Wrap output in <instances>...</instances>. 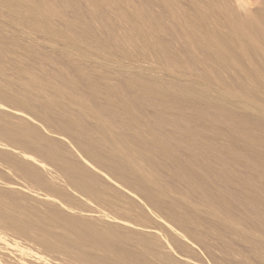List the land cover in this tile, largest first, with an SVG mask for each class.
Wrapping results in <instances>:
<instances>
[{"label": "rangeland", "instance_id": "rangeland-1", "mask_svg": "<svg viewBox=\"0 0 264 264\" xmlns=\"http://www.w3.org/2000/svg\"><path fill=\"white\" fill-rule=\"evenodd\" d=\"M0 122V194L14 189L10 199L23 201L21 209L22 201L11 208L0 199V226L17 222L13 233L29 215H44L39 197L59 187L61 211L103 210L113 227L118 219L136 235L150 233L175 264H264V0H0ZM23 124L36 135L21 141L39 149L51 141V155L13 143L25 134L10 131L23 134ZM37 134L44 142L33 140ZM12 156H34L42 162L37 173L50 176L22 177L8 169ZM59 159L88 171L87 192L66 184ZM2 202L28 217L6 213ZM31 218L33 231L51 225L50 234L61 236L59 222ZM64 232L67 244L58 243L68 248L75 237L84 251L73 247L94 255ZM17 235L11 244L21 238L35 247ZM40 247L33 254L47 255ZM57 250L47 257L75 262Z\"/></svg>", "mask_w": 264, "mask_h": 264}, {"label": "bare ground", "instance_id": "bare-ground-1", "mask_svg": "<svg viewBox=\"0 0 264 264\" xmlns=\"http://www.w3.org/2000/svg\"><path fill=\"white\" fill-rule=\"evenodd\" d=\"M4 115V114H3ZM2 117V116H1ZM4 118V117H3ZM6 118V117H5ZM8 121V120H7ZM11 122H12V120H10ZM4 122V121H3ZM19 122H21L22 123V121H19ZM1 123V122H0ZM23 123H24V121H23ZM2 125H3V123H1ZM0 124V125H1ZM25 124V123H24ZM24 124H23V127H21L22 129L24 128ZM27 124V123H26ZM6 125V124H5ZM9 125L10 124H8V128H9ZM13 125H15V124H13ZM11 126V125H10ZM5 127V126H4ZM3 127V128H4ZM6 127V128H7ZM15 128H16V126H14ZM12 129V131H10V129H9V131L10 132H12V134H15L16 132H14L15 130L17 131V137H19L20 135H24V137H22L21 136V138H14V137H16V136H12V138L14 139V141H13V143L15 144V140H16V143L18 144L17 146H20V144L23 142V143H28L29 142V140L31 139V138H29L30 136L31 137H34L36 134H34V133H32L34 136H32V135H30L31 133H29L28 131H31V130H29L28 128H26V130H27V132H25L24 130L25 129H20V130H22L24 133L22 134L21 133V131H19V130H17V128L16 129ZM19 128V127H18ZM0 129H2L1 128V126H0ZM30 129H32V128H30ZM7 130V129H6ZM34 129H32V131H33ZM2 131H4L3 129H2ZM18 131H19V133H21V134H19L18 133ZM31 131V132H32ZM14 132V133H13ZM34 132V131H33ZM0 133H1V131H0ZM5 133H7V131L6 132H4V134ZM26 133L27 134H29V137H27L26 136ZM19 134V135H18ZM0 135H2V134H0ZM6 135V134H5ZM9 135H11V133H8V136L7 137H11V136H9ZM25 136L27 137V138H29V140H28V142H25V141H21V139L23 138V139H25ZM42 136V135H41ZM41 136L38 138V134H37V136L35 137V139H39L40 140V142H44L43 140H41L40 138H41ZM0 137H2V136H0ZM6 137V136H5ZM43 137V136H42ZM45 138V137H44ZM2 139V138H1ZM8 139V138H7ZM17 139H18V141H17ZM19 139H20V141H19ZM35 139H33L34 141H38L39 142V140L37 139V140H35ZM47 139V138H46ZM3 140V139H2ZM10 140V144H11V141H12V139H9ZM8 140V141H9ZM25 140H27V139H25ZM45 140V139H44ZM5 141V140H4ZM7 141V142H8ZM31 141H32V139H31ZM2 142V141H1ZM21 142V143H20ZM37 142V143H38ZM46 142H48V141H46ZM45 142V143H46ZM5 143V142H4ZM30 143H32V144H30V147H29V145L28 144H26L27 145V147L29 148V150L30 149H32V148H34V147H36L35 145H34V147H32L31 148V146L33 145V143H35L36 144V142H30ZM2 144V143H1ZM6 144V143H5ZM40 144V143H39ZM4 145V144H3ZM22 145V148H23V144H21ZM48 147H46L45 146V144H44V146H43V148L45 147V149H43V148H40L39 149V147L40 146H38V148L36 147V150L38 149V150H41V149H43V151L45 150L47 153H50V151H47V150H49V148H50V145H51V141H50V144H49V142H48V144H46ZM2 146V145H1ZM10 146V145H9ZM15 146V145H14ZM16 146V147H17ZM55 148L57 149V145L55 144ZM41 147H42V145H41ZM14 148V147H13ZM20 149H21V147H19ZM18 147H17V149H19ZM4 149V148H3ZM8 149H10V148H8ZM15 149V148H14ZM25 149V148H24ZM27 149V148H26ZM35 149V148H34ZM34 149H33V152H31V150H30V154H35L34 152L36 151H34ZM56 149H53V151L55 150V152H56ZM7 150V149H6ZM37 150V151H38ZM1 151V150H0ZM9 151V150H8ZM7 151V152H8ZM13 151H17V150H13ZM22 151V150H21ZM36 151V152H37ZM42 150H41V152H43ZM44 151V152H45ZM5 153H6V151H4ZM3 152V153H4ZM10 152H12L11 150H10ZM17 152H20V151H17ZM17 152H12V153H10L11 155L12 154H14V157L16 156V153ZM27 153V151H25V150H23L22 151V153L25 155L26 153ZM44 152H43V154H44ZM4 153V155L3 156H5L6 154ZM22 153H21V155H22ZM38 153L41 155V153H40V151H38ZM46 153V154H47ZM60 153L61 152H59V155H60ZM0 154H2V151L0 152ZM10 154H9V156H10ZM18 154V153H17ZM28 154V153H27ZM38 154V155H39ZM37 155V157H39ZM49 155H51V153L49 154ZM53 155V154H52ZM61 155H64V154H61ZM3 156H1L2 158H4ZM27 156V155H26ZM28 156H29V154H28ZM42 156V155H41ZM48 156V155H47ZM46 155H45V157H47ZM13 156H12V158H14ZM17 157H25V156H20V155H18V156H16V158ZM30 157H34V156H30ZM29 157V159H31ZM44 157V158H45ZM50 158L49 159H51L52 158V156H49ZM60 157H63V156H60ZM6 158V157H5ZM16 158H14L16 161L14 162V160H12V161H10L11 163L13 162V164L11 165V167H8V169L10 168V169H12V167H15V168H17L18 170L16 171V172H18V171H22V172H24L25 174L22 176V177H26V175H29V176H31V177H37V176H39V175H41L40 176V178L41 177H43L44 178V176H42L43 174L44 175H46V174H49V173H46L45 174V171L43 170V171H39L40 173L42 172H44L43 174H38L37 173V171L40 169L39 167V164L40 163H42V162H39L38 161V159H37V161H36V159L34 160V159H31L32 161H33V163H34V161H36V163L38 162V164H33V163H31V161L27 158V159H25L24 161H22V159H24V158H20L21 159V161L20 160H18V159H16ZM26 158V157H25ZM35 158V157H34ZM40 158H42L43 159V157H40ZM42 159L40 160V161H42ZM46 159H48V157L46 158ZM45 159V161H47ZM58 159V158H57ZM29 162H28V161ZM44 160V159H43ZM52 160H54V159H52ZM63 160V159H62ZM2 161V160H1ZM27 161V162H26ZM44 161V162H45ZM51 161V160H50ZM58 161V163H54V164H57V165H61L62 166V175H64V176H67V178H68V180L69 181H66L67 180V178L65 177V181L67 182L66 184H68V182H70V184H72L73 185V188L75 187V188H78V190L79 191H85V189H86V191L85 192H87V189H88V187L87 186H89L88 184L91 182V177L89 176V174H88V171L87 172H85L83 169H85V168H83V169H81V168H78V167H74V166H72V165H69V164H64L65 163V160H63L64 161V163H63V161H61V159H59V160H57ZM44 162H43V164H44ZM52 162V161H51ZM71 162V161H70ZM6 162H4V164H5ZM48 163H50V162H48ZM52 163V164H53ZM71 164H73V163H71ZM9 165H10V163H9ZM35 167H34V166ZM37 165H38V167H37ZM53 166V165H52ZM60 166V167H61ZM6 167V166H5ZM38 169H37V168ZM43 166H41V168H42ZM45 167H46V165H45ZM55 167V166H54ZM79 167H80V165H79ZM8 169H7V171H8ZM9 169V170H10ZM14 169V168H13ZM12 169V170H13ZM42 169H44V167L42 168ZM41 169V170H42ZM47 169V167L45 168V170ZM50 169H51V167H50ZM57 169V168H56ZM3 169H1V171H2ZM16 170V169H15ZM59 170H60V168H59ZM47 171V170H46ZM50 171V170H49ZM4 172H6V170L4 171ZM14 171H12V173H13ZM55 172V171H54ZM59 172V171H58ZM57 172V173H58ZM8 173V172H7ZM11 173V174H12ZM15 173V172H14ZM13 173V174H14ZM57 173H55V174H57ZM0 174H1V172H0ZM6 174V173H5ZM18 175H19V173H17ZM22 174V173H21ZM38 174V175H37ZM54 174V173H53ZM1 175H3V174H1ZM14 176V175H13ZM48 176H50V174L48 175ZM47 176V177H48ZM53 176V175H52ZM58 176H60V175H58ZM63 176V177H64ZM31 177H30V179H31ZM63 177H61L62 179H61V181L63 180ZM20 178V177H19ZM18 178V179H19ZM50 178L51 177H49V180H50ZM53 178V177H52ZM51 178V179H52ZM54 178H56V177H54ZM53 178V179H54ZM1 179L2 180H4L5 181V179H3L2 177H1ZM52 179V180H53ZM57 179V178H56ZM58 179H60V178H58ZM14 180V179H13ZM23 180V179H22ZM43 181L44 179H40L39 181ZM51 180V181H52ZM92 180H93V178H92ZM10 181H12V180H10ZM34 181H35V178H34ZM42 181L40 182V183H42ZM48 181V180H47ZM46 180L44 181L45 183H47V187H48V185H50V184H48V182H47ZM59 181V180H58ZM61 181H60V183H61ZM64 181V180H63ZM13 182V181H12ZM21 182V181H20ZM29 182H30V180H29ZM37 182H38V179H37ZM43 182V183H44ZM50 182V181H49ZM7 183V182H6ZM11 183V182H10ZM22 183V182H21ZM21 183H19L20 184V186H21ZM23 183H25V181L23 180ZM33 183V182H32ZM44 183V184H45ZM50 183H57V182H50ZM60 183H59V186H60ZM62 183H64V182H62ZM61 183V184H62ZM93 183H94V181H93ZM5 184V183H4ZM14 184H15V180H14ZM27 184V183H26ZM6 185V184H5ZM7 185H8V183H7ZM17 185V184H16ZM29 185V184H28ZM37 185V184H36ZM40 185V184H39ZM38 185V186H39ZM56 185V184H55ZM63 185V184H62ZM12 186V185H11ZM11 186H10V188H11ZM19 186V185H18ZM16 187V186H13V188H15V189H17L16 191H18L19 193H20V191L18 190V189H20L19 187ZM22 186H23V184H22ZM31 186V185H30ZM37 186V187H38ZM44 186H46V184L44 185ZM51 186V185H50ZM27 187V186H26ZM55 187V186H54ZM54 187H52V188H54ZM57 187V186H56ZM65 187H67V185L65 186ZM69 187V186H68ZM67 187V188H68ZM2 188V187H1ZM4 188V187H3ZM5 188H9L8 186L7 187H5ZM13 188H11V189H13ZM23 188V187H22ZM21 188V189H22ZM41 188L42 189H44L43 188V185H41ZM20 189V190H21ZM32 189V188H31ZM33 189H35V187L33 188ZM42 189H40V191H42ZM49 189V188H48ZM69 189V188H68ZM0 190H2V189H0ZM26 190V189H25ZM37 190H38V188H37ZM45 190V189H44ZM47 190V189H46ZM51 190V189H50ZM60 189H59V187H58V191H59ZM63 190V189H62ZM61 190V191H62ZM72 190V189H71ZM76 191H77V189H75ZM74 190V191H75ZM13 191V192H12ZM12 191H8L7 189H6V193L5 194H0V199H4L5 198V200H10V204H6L7 202H2L1 204H3V205H7V206H9V207H11V206H13L15 203H13L14 201L16 202V201H18V202H21L22 201V198L21 199H19V197H18V199L17 200H15L14 198L16 197L17 198V196H14L15 194H14V189L12 190ZM15 191V192H16ZM54 191V190H53ZM58 191L57 190H55V196H53L54 195V193H52L51 195L53 196V197H57V199L56 200H54L55 198H51L52 196H50V191H48V193H49V196H48V194H41V196L42 197H39L40 198V200L42 199L43 201H44V203L42 202V200H41V205H39L40 207L44 204L45 206V208L42 206V208L43 209H45L46 211H45V214L43 215V213H44V210L43 211H41V212H43V213H38L37 215L39 216H35V215H32V213L29 211V213H31V215L32 216H34L35 218H40V222H39V224H41V225H43L44 223L45 224H47V222H49V224H50V222H53V221H57V223L58 224H61V225H59L60 227L62 226V228L63 229H65V230H63V229H61V231H62V233H61V236L63 235V232L65 233V234H67L66 233V231L67 232H69L68 234L70 235V233L72 234V235H70L69 236V238L70 237H73L74 236V234L75 235H77L78 236V238H82L81 240H83L84 242H85V244H88L90 247H91V249L93 248V251H94V255H92V253L91 254H89V253H87V252H83L84 251V249L82 248L83 247V244H81L82 245V247L78 244V240H76V239H74L73 240V238H75V237H73V238H70L71 239V241H73L72 242V244H70V243H68V248H69V246H70V249L68 250V252H64V251H66L64 248H67L66 246L67 245H62V243L61 242H59L58 243V241H61V240H65V239H67V238H65V237H63L62 236V238H61V236H57V235H55L54 233V235L55 236H53V235H51L50 234V232H49V229L50 228H52V227H50L51 225H49V228H48V231L46 230V228L45 227H42V226H40L41 228H44L45 229V231L44 230H41L40 228H38L39 230H36L37 229V226H36V229H34V230H36L37 231V233H34V232H36V231H33V228H32V225H33V223L31 224V223H28V221L30 222V218H31V216L29 215V220L28 219H24L26 222H27V224H25V225H23L24 223H26V222H24V220H22L23 222V224H19L18 225V231H20L22 234H25V235H27L28 237H30L29 239L30 240H34L35 242H33V244L34 243H36V245H40L41 247H42V249H46V250H49V251H46V250H44V251H46V253L48 252V254L47 255H50V251H52V250H57V245H59V244H61V245H59V247H60V249H61V251L63 250V252L65 253L62 257H67V256H69V255H72L71 256V259H72V261H78L77 262V264H151V263H149V258H152V260L154 261V264L156 263V264H175V261L171 258V256L169 255V252L168 253H164L162 250H164L166 247L164 246V248H163V245H159L158 244V247L156 246L155 248L153 247L154 246V244L157 242V240L156 241H153V239H151V238H153V237H151V235H150V233L149 234H145V235H136V234H134L132 231H130V229H125L124 227H123V225H121V224H119V222H124V221H119L118 219V223H117V220L116 221H114L115 220V218L114 217H116L115 215H114V217H113V221L115 222V226L116 227H113L114 226V224L113 223H111V219L110 220H108L107 218H106V216L107 215H105V214H99L101 211H103V210H100V212L97 214H94L95 212H97V211H93L92 213H86V212H82V213H80V212H78L77 213V211L79 210H77V207L76 208H74L75 206L73 205V204H71V206L74 208L73 209V211H75L76 210V212H73V211H68L67 210V208H64V209H66L65 211L66 212H63V210L61 211V208L59 209V207H60V205H58L57 203L59 202H56L57 200H60L61 199V194L63 193H58ZM65 191H66V189H65ZM64 191V192H65ZM89 191V190H88ZM3 192H5V191H3ZM18 192H16V194H18ZM24 191H22V193H23ZM39 192V191H38ZM47 192V191H46ZM78 192V191H77ZM36 193V192H35ZM42 193V192H41ZM67 193H68V191H67ZM71 193H72V191H71ZM26 194H28V192H26ZM57 194V195H56ZM58 194H60L59 196H61V197H59L58 196ZM66 194V193H65ZM73 194V193H72ZM71 194V195H72ZM80 194V193H79ZM78 194V195H79ZM83 194V193H82ZM22 195V194H21ZM20 195V196H21ZM24 195V194H23ZM32 195V194H31ZM70 195V194H69ZM68 195V196H69ZM81 195V194H80ZM14 197L13 198V200L12 199H10V197ZM27 196V195H26ZM34 196H37V195H34ZM75 196V195H74ZM94 196V195H93ZM23 197V196H22ZM27 197H29V199L31 200L32 198H30V194H28V196ZM58 197H59V199H58ZM66 197V196H65ZM73 197V196H72ZM72 197H70V198H72ZM81 197H84L83 195H81ZM81 197H79L78 199H80ZM6 198H9V199H6ZM69 198V197H68ZM68 198H67V200H68ZM74 198V197H73ZM75 198H76V196H75ZM3 199L1 200V201H3ZM25 199H27V198H25V196H24V201H26ZM63 199H66V198H64L63 197ZM33 201H34V199H32ZM36 200H37V198H36ZM40 200H37V202H39ZM72 200V199H71ZM75 200V199H74ZM0 201V202H1ZM12 201V202H11ZM82 201H83V199H82ZM85 201V200H84ZM29 202V201H28ZM62 202V201H61ZM65 202V201H64ZM68 202V201H67ZM11 203H12V205H11ZM22 203H23V201L21 202V204L19 203V205H21L20 206V208L22 207ZM30 203V202H29ZM63 203V202H62ZM66 203V202H65ZM69 203H73L72 201L70 202V200H69ZM83 203V202H82ZM17 202H16V205L15 206H17ZM33 204V203H32ZM35 204V203H34ZM40 204V203H39ZM60 204V203H59ZM64 204V203H63ZM67 204V203H66ZM5 205V207L3 206V208H8V209H6V213H8V211H9V207H7ZM18 205V206H19ZM25 205V204H24ZM30 205V204H29ZM37 205H38V203H37ZM67 205H70V204H67ZM67 205H64V206H67ZM82 205V204H81ZM26 206V205H25ZM30 206H32V205H30ZM58 206V207H57ZM61 206H63V205H61ZM84 206V205H83ZM14 207V206H13ZM27 207V206H26ZM35 207H37V206H35ZM70 207V206H69ZM0 208H2V206L0 205ZM12 208V207H11ZM15 208V207H14ZM17 208V207H16ZM23 208H24V206H23ZM39 208V207H38ZM81 208H82V206H81ZM86 208V207H85ZM96 208V207H95ZM98 208V207H97ZM19 209V208H18ZM22 209V208H21ZM20 209V211H23V210H21ZM32 209H34V208H32ZM63 209V208H62ZM83 209V208H82ZM82 209H80V210H82ZM89 210H90V208H88ZM8 210V211H7ZM15 210H17V209H14L13 211L10 209V211L9 212H12V213H14L13 214V216L14 215H16L17 213H19V211L15 214ZM24 210H27V208L26 209H24ZM85 210V209H84ZM83 210V211H84ZM87 210V209H86ZM87 211V212H91V210L90 211ZM2 211V210H1ZM5 210L3 209V211H2V213H5L4 212ZM28 211V210H27ZM27 211H23V212H20V213H24V212H26V213H24L23 215H24V218H26V217H28V213H27ZM33 212L34 213H36L34 210H33ZM19 213V214H20ZM102 213V212H101ZM109 213H111V212H109ZM1 214V213H0ZM9 214V213H8ZM26 214H27V216H26ZM39 214H42V215H39ZM106 214H107V212H106ZM116 214V213H115ZM11 215V214H10ZM18 215V214H17ZM14 216V217H19V215L18 216ZM112 215H113V212H112ZM2 215H0V217H1ZM12 216V215H11ZM7 218H5V219H8L9 220V222H8V220H6L7 222H8V224L11 222V218L12 217H9V216H6ZM10 219H9V218ZM13 217V218H14ZM108 217H109V215H108ZM20 218V217H19ZM35 218H31V221H33L34 223L35 222H37L39 219H35ZM109 218H111V217H109ZM1 219V218H0ZM4 219V220H5ZM32 219H34V220H32ZM125 219V218H124ZM3 220V219H2ZM19 220V219H18ZM17 220V221H18ZM46 221V222H43V221ZM6 221H5V223H6ZM97 222V224H96V222ZM110 221V222H109ZM126 221V220H125ZM12 222H13V220H12ZM11 222V223H12ZM16 222V221H15ZM19 222V221H18ZM42 222H43V224H42ZM101 222V223H100ZM17 223V222H16ZM16 223H12V224H10L11 225V227H13L14 225L13 224H15L16 225ZM20 223H21V221H20ZM38 223V222H37ZM37 223H35L34 225H38ZM99 223V224H98ZM127 223V221L125 222V224ZM4 224V223H3ZM31 224V225H30ZM101 224L103 225V226H101ZM13 225V226H12ZM21 225V226H20ZM34 225H33V227H34ZM52 225H57V224H52ZM100 225V226H99ZM2 226H4V225H2ZM2 226H0V229L1 228H3L2 230H0V264H62V263H59V259H57L56 260V258L55 257H59V255H57V256H55L54 258H53V256H51V257H47V255L45 254V252H43V250H41L44 254L42 255V253L40 254L39 252L38 253H36V254H33V249L36 247V245H35V247L34 246H32V248H29V246H28V244H22L23 242H20V239H18V240H16V241H18L19 243H16V244H11L10 243V241H9V238H12L13 237V239H14V236L15 235H17L18 233H13L11 230H10V226H7V227H2ZM10 227V228H9ZM59 227V228H60ZM15 228L17 229V227L15 226ZM35 228V227H34ZM5 229V230H4ZM13 229H14V227H13ZM16 229H14V230H16ZM57 229V228H56ZM7 231H9V232H12L13 234H15L14 236H11L12 235V233H11V235H10V233L8 232L7 233ZM15 232V231H14ZM20 233V234H21ZM58 233V232H57ZM155 233V232H154ZM157 233V232H156ZM20 234H18V235H20ZM65 234H64V236H65ZM158 234V233H157ZM157 234H156V236H157ZM9 235H10V237H9ZM17 235V236H18ZM67 236V235H66ZM26 237V236H25ZM68 237V236H67ZM16 238H18V237H16ZM69 238H68V240H69ZM12 239V240H13ZM25 239V238H24ZM26 239H27V237H26ZM51 239H55L56 241L55 242H52L53 240H51ZM61 239V240H60ZM11 240V241H12ZM63 240V242H65ZM67 240V242H69ZM75 240L76 241H78L77 243L75 242ZM81 240H80V243H81ZM22 241V240H21ZM25 241V240H24ZM27 241V240H26ZM25 241V242H26ZM51 241V242H50ZM49 242H50V244H57L56 246H55V244H54V246L53 247H56L55 249L52 247V250L50 249V245H49ZM78 244V247H79V249H83V251H81V250H78V247H73L74 245L76 246V244ZM152 242H154V243H152ZM159 242V241H158ZM30 243V242H29ZM38 243V244H37ZM66 243V242H65ZM74 243V244H73ZM67 244V243H66ZM12 245V246H11ZM30 245V244H29ZM52 246V245H51ZM61 246H63L64 248H62ZM75 248V249H77L76 251L72 248ZM31 247V246H30ZM40 247V248H41ZM44 247V248H43ZM67 248V249H68ZM32 249V250H31ZM72 249L75 251V253H76V255H74V253L72 254ZM99 249H100V251H99ZM101 249H105L104 250V254L107 252H109V254H107V255H111L112 256V254H114L113 256H115L114 258H115V260L113 259V261L111 260V258H113V256L112 257H109V259H108V256L106 257V256H104L103 255V253L101 254ZM38 250V249H37ZM58 250H59V248H58ZM57 250V251H58ZM99 251L100 252V254L98 255H95V251ZM40 251V250H39ZM60 250H59V254H60V252H61ZM72 251V252H71ZM63 252L61 253V254H63ZM98 252V253H99ZM53 253V252H52ZM66 253L67 254H69V255H66ZM110 253H112V254H110ZM60 254V255H61ZM52 255V254H51ZM66 255V256H65ZM103 255V256H102ZM74 256V258H76V256H77V260L76 259H73L72 257ZM57 257V258H58ZM68 259H70V257L69 258H67V260ZM70 259V260H71ZM65 261V260H64ZM64 261H61L60 260V262H63V264H64ZM72 261H70V262H72ZM75 262H72V263H74L75 264ZM151 262V261H150ZM71 263V264H72ZM153 264V263H152Z\"/></svg>", "mask_w": 264, "mask_h": 264}]
</instances>
